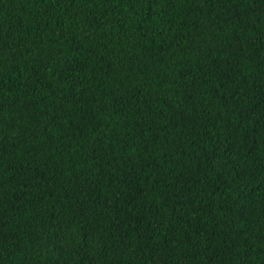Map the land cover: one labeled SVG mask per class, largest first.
<instances>
[{"label": "trees", "instance_id": "trees-1", "mask_svg": "<svg viewBox=\"0 0 264 264\" xmlns=\"http://www.w3.org/2000/svg\"><path fill=\"white\" fill-rule=\"evenodd\" d=\"M0 264H264V0H0Z\"/></svg>", "mask_w": 264, "mask_h": 264}]
</instances>
